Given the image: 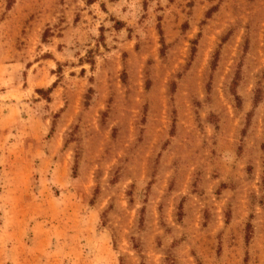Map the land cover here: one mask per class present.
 Here are the masks:
<instances>
[{
    "label": "rangeland",
    "instance_id": "374dc122",
    "mask_svg": "<svg viewBox=\"0 0 264 264\" xmlns=\"http://www.w3.org/2000/svg\"><path fill=\"white\" fill-rule=\"evenodd\" d=\"M0 264H264V0H0Z\"/></svg>",
    "mask_w": 264,
    "mask_h": 264
}]
</instances>
